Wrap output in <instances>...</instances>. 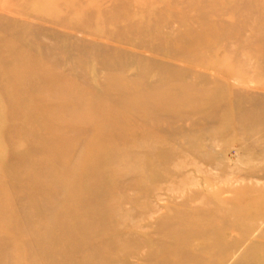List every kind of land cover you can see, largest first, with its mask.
<instances>
[{
  "label": "rangeland",
  "instance_id": "rangeland-1",
  "mask_svg": "<svg viewBox=\"0 0 264 264\" xmlns=\"http://www.w3.org/2000/svg\"><path fill=\"white\" fill-rule=\"evenodd\" d=\"M0 264H264V0H0Z\"/></svg>",
  "mask_w": 264,
  "mask_h": 264
},
{
  "label": "bare ground",
  "instance_id": "bare-ground-1",
  "mask_svg": "<svg viewBox=\"0 0 264 264\" xmlns=\"http://www.w3.org/2000/svg\"><path fill=\"white\" fill-rule=\"evenodd\" d=\"M21 78V77H20ZM116 116V115H115ZM115 124V123H114Z\"/></svg>",
  "mask_w": 264,
  "mask_h": 264
}]
</instances>
